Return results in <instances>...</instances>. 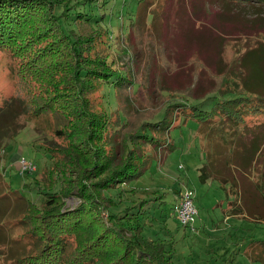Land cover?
<instances>
[{
	"label": "trees",
	"instance_id": "16d2710c",
	"mask_svg": "<svg viewBox=\"0 0 264 264\" xmlns=\"http://www.w3.org/2000/svg\"><path fill=\"white\" fill-rule=\"evenodd\" d=\"M110 1L0 0V50L12 59L9 72L15 89L30 67L67 51L68 66L60 70L59 61L55 66L57 76L62 73L56 83L65 84L63 94L69 91L70 111L65 115L75 119L69 126L75 141L63 162L53 149L43 148L50 153V162L40 174L39 204L16 190L3 188L0 264H175L166 244L144 236L140 212L133 207L113 212L117 196L109 193L122 183L137 180L158 152L173 149L168 134L178 116L194 120L207 143L213 141V150L205 148L198 178L202 183L216 180L226 196H236L228 200L226 217L264 224V128L261 134L249 133L254 128L245 123L246 114L264 113V0H163L162 4L140 5L131 17L127 36L119 39L122 44L128 41L120 52L128 53L131 25L135 23L140 30L147 26L146 31L152 34L148 46L165 50L171 63L165 70L174 75L162 91L184 98L168 103L157 111L156 121H147L125 136L119 131L125 123L122 113L112 114L107 105L92 112L83 99L98 82L112 85L118 99L116 88L139 87L131 79L133 59L123 60L121 65L130 64V68L121 67V71L114 67V60L104 56L111 45L105 26L107 14L95 13L93 7L100 9ZM33 23L43 25L47 35L39 44L42 48L31 45L35 54L24 56L28 52H23L22 41ZM158 33L163 38L156 36ZM103 35L108 40L102 41V46H92ZM241 42L244 45L239 49ZM231 45L238 46L228 60L225 52ZM30 76L31 82L44 88L45 96L30 111L24 96L19 106L23 113L31 114L30 118H36L50 110L44 84L48 77L40 73L39 77ZM56 83L53 97L63 90ZM16 94L0 108V142L3 137L15 136L23 125L13 124L16 115L12 111L20 97L18 91ZM38 94L35 91L34 95ZM8 115L12 117L4 121ZM66 129V124H61L54 132L62 136ZM259 163L263 167L259 179H252ZM72 171L75 179L70 177ZM58 183L59 189L53 190ZM15 192L17 198L26 199L24 209L17 217L2 220ZM72 196L77 204L66 207V199ZM176 203L174 199L171 204L172 216ZM18 227L24 231L14 236ZM243 247L248 257L264 264V238L250 236Z\"/></svg>",
	"mask_w": 264,
	"mask_h": 264
},
{
	"label": "rangeland",
	"instance_id": "374dc122",
	"mask_svg": "<svg viewBox=\"0 0 264 264\" xmlns=\"http://www.w3.org/2000/svg\"><path fill=\"white\" fill-rule=\"evenodd\" d=\"M149 2L150 4H162L163 0H111L105 7L101 6L100 9L96 6L93 7L95 13L105 11L107 14L105 26L109 30L108 39L111 45L108 47L109 51L105 50L106 60H114L118 64L114 67L122 71L123 69L120 68L126 67V65H121L123 60L130 59L131 61L133 59L131 79L139 84V87L134 90L128 86H124L122 89L116 88L118 99L114 96L115 90L112 85L103 86L98 82L94 85L95 87H91L89 93L86 92L83 99L87 100L92 112H98L102 105H107L108 111L112 114L122 113L125 123L121 126L117 124L122 136L135 131L147 121H156L158 110H163L168 103L178 102L179 99L184 98L177 94L175 96V94L170 95L162 91V88L168 87L174 79V75L165 70L168 68V64H171L165 50L148 46V42L151 40L149 35L152 34H148L146 31L147 26L140 30L135 23L131 25V35L129 36L131 41L128 53L120 52L125 46H128V41L124 40L122 44L119 39L127 36L129 24L132 21L131 17L140 5L148 4L150 6ZM149 19L151 20L150 16L147 18L148 22ZM163 19L165 18L163 17ZM35 25L36 23H33L31 32L22 41L24 44L23 52H28L24 56L30 53L35 54L36 51L31 48V45L36 48L37 45L42 44L43 37L47 35L43 32V25L40 26V23ZM34 28L35 30L32 31ZM163 29L166 32V27ZM50 30L51 28L48 31ZM156 36L163 38L160 33ZM108 39L103 35L99 40L96 39L92 46H102V41ZM238 45H231L227 48L226 59L230 60L235 55L234 46L237 47ZM243 45L244 42H241V45L238 46L239 49ZM39 47L42 48L41 45ZM88 57L91 58V55ZM71 59L72 57L70 61ZM58 61L59 64H57ZM11 64V57L0 50V108L18 91L20 97H17V104L12 111V115H16L13 124L14 122L23 124L15 136L10 139L3 137L0 142V199L3 197L1 196L3 188L6 190L11 188L12 191L16 190L26 199L39 204L41 200L40 189H38L40 174L50 162V153L44 151L43 148L54 150L60 155L59 161L63 162L65 153L69 154L73 146L72 142L75 141L73 140L74 137L71 136L73 131L70 133L69 130V126L73 125L72 122H75V119H69L68 113L65 115V112L70 111L69 91L63 94L67 90L65 84L56 83L62 73H58L57 76L55 66L57 64L60 70L65 69L64 65L68 66L67 51L63 50L61 55H53L48 59H43L34 67H30V70H26L24 77L20 78L22 83L20 87H16L17 89L14 87L9 72V65ZM127 65L126 70L130 68V64ZM60 70L58 71L60 72ZM48 71V75L44 74ZM39 73L48 77L44 84H46L48 91L50 110L39 117L30 118L31 114L23 113L24 109L22 110V107L19 106V99L24 96V102L30 111L36 107L41 98H44L45 95L42 93L44 88L40 84L35 85L31 82L30 74L39 77ZM62 79L64 77L60 80ZM55 83L60 87L59 90H63L61 95L53 97ZM35 91L39 93L37 96L34 95ZM12 115L6 116L3 120L8 121ZM245 123L254 128V132L249 131V133L261 134L264 128V113L256 116L246 114ZM3 124L5 122H2ZM19 124H17L18 127ZM61 124L67 126L66 135L58 136L54 132V128ZM170 128L168 139L173 143V149L158 152V157L153 159L148 170L137 180L122 183L117 189L109 193L111 196H117L116 204L111 208L113 212L124 211L130 207L140 212L141 221L144 224V236L166 244V247L172 252V259L175 264H262L248 257L244 253L243 245L250 236L264 238V224L255 225L243 217H226L228 200L230 201L236 196H226L225 191L216 180H208L202 183L198 178V168L204 162L205 148L213 150V141L207 143L206 138L198 135L197 123L192 119L178 116ZM145 148L150 150L149 146H145ZM22 159L31 161L34 168L23 172ZM262 161L264 162V159ZM262 165L264 167L263 163ZM262 165L259 163L258 168L255 172L253 171L252 179L254 177L256 180L259 179ZM74 172H70L72 179L77 177ZM71 178L70 180H72ZM59 187L58 183L53 190H58ZM186 188L195 192L194 204L197 213L194 225L197 228L193 232L183 227L181 222L171 215V204L174 199L178 200L179 191ZM17 193H12L9 197L8 214L2 220L9 221L23 211L26 199L17 198L19 196ZM237 197L240 199L239 196ZM144 201L147 203H143ZM76 204L75 197L66 199V207H73ZM139 205L142 206V209ZM14 230V236H18L24 231L23 227Z\"/></svg>",
	"mask_w": 264,
	"mask_h": 264
},
{
	"label": "built area",
	"instance_id": "2783aa9c",
	"mask_svg": "<svg viewBox=\"0 0 264 264\" xmlns=\"http://www.w3.org/2000/svg\"><path fill=\"white\" fill-rule=\"evenodd\" d=\"M22 170H32L33 164L29 160H21ZM194 191L191 189L183 190L177 200L176 205L173 207L174 216L181 222L182 226L188 228L190 231H195V216L197 213L194 204Z\"/></svg>",
	"mask_w": 264,
	"mask_h": 264
},
{
	"label": "crops",
	"instance_id": "0c3cea01",
	"mask_svg": "<svg viewBox=\"0 0 264 264\" xmlns=\"http://www.w3.org/2000/svg\"><path fill=\"white\" fill-rule=\"evenodd\" d=\"M198 135H199V132H198ZM208 181V180H207ZM204 224V223H203Z\"/></svg>",
	"mask_w": 264,
	"mask_h": 264
}]
</instances>
